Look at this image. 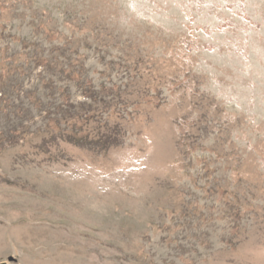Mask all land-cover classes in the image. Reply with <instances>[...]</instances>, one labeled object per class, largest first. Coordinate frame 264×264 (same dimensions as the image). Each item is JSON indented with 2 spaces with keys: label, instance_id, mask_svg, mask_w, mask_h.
<instances>
[{
  "label": "rangeland",
  "instance_id": "1",
  "mask_svg": "<svg viewBox=\"0 0 264 264\" xmlns=\"http://www.w3.org/2000/svg\"><path fill=\"white\" fill-rule=\"evenodd\" d=\"M8 256L264 264V0H0Z\"/></svg>",
  "mask_w": 264,
  "mask_h": 264
},
{
  "label": "water",
  "instance_id": "2",
  "mask_svg": "<svg viewBox=\"0 0 264 264\" xmlns=\"http://www.w3.org/2000/svg\"><path fill=\"white\" fill-rule=\"evenodd\" d=\"M12 258L10 257L9 260H11ZM0 264H5V263H0Z\"/></svg>",
  "mask_w": 264,
  "mask_h": 264
},
{
  "label": "bare ground",
  "instance_id": "3",
  "mask_svg": "<svg viewBox=\"0 0 264 264\" xmlns=\"http://www.w3.org/2000/svg\"><path fill=\"white\" fill-rule=\"evenodd\" d=\"M1 263H5V264H8V262H1Z\"/></svg>",
  "mask_w": 264,
  "mask_h": 264
}]
</instances>
